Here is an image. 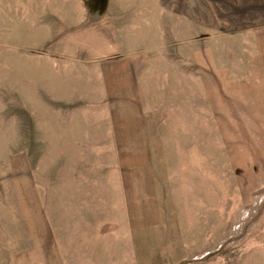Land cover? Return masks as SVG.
Returning a JSON list of instances; mask_svg holds the SVG:
<instances>
[{
	"label": "rangeland",
	"instance_id": "rangeland-1",
	"mask_svg": "<svg viewBox=\"0 0 264 264\" xmlns=\"http://www.w3.org/2000/svg\"><path fill=\"white\" fill-rule=\"evenodd\" d=\"M263 8L0 0V264H264V112L170 126L189 75L245 69Z\"/></svg>",
	"mask_w": 264,
	"mask_h": 264
},
{
	"label": "crops",
	"instance_id": "crops-1",
	"mask_svg": "<svg viewBox=\"0 0 264 264\" xmlns=\"http://www.w3.org/2000/svg\"><path fill=\"white\" fill-rule=\"evenodd\" d=\"M158 6L161 7L163 5L159 3ZM193 7L194 0H190V8L192 9ZM161 15L162 13H156L154 16ZM185 16L194 18L193 13L186 14ZM246 31L257 34H255L254 40L249 41V45L246 44L247 42H244L243 48L250 49V56L241 58V63L245 69L229 73L221 71L217 73L210 72V74L203 73L200 77L198 75L194 77V74L189 75L185 84V115L181 116L180 119H173L170 125L172 129L185 128L192 132L194 128L199 126V119L204 120L206 118V113L244 114L249 112H264V23L258 26H249ZM194 82L198 86L197 92L194 89ZM128 97H130L128 103L134 107V104L139 102L141 94H129ZM140 102L141 104L143 103L142 101ZM195 105L198 107L194 109ZM145 112L146 110H141L138 117H136L139 121L136 128L140 132L141 129L146 127L143 123L145 122L143 118L145 117ZM131 113L134 114L133 111ZM199 114L202 115V118ZM130 119L134 120L135 118L132 117ZM96 127L98 126H95V123L89 122L88 124L84 123L83 128L80 129L75 126L74 130L77 131L74 135L91 137V130ZM114 127L124 129V125L115 126L113 123H106V130L110 136L111 143H119L118 141H112L114 139ZM125 128L127 131L130 129L129 126H125ZM127 131L122 136L123 138L131 137ZM136 134H133L132 137H135ZM123 143L128 142L124 141Z\"/></svg>",
	"mask_w": 264,
	"mask_h": 264
}]
</instances>
